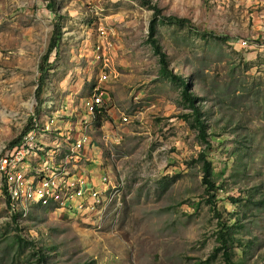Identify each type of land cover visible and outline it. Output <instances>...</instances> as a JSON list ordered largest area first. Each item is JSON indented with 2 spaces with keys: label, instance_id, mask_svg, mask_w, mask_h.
Segmentation results:
<instances>
[{
  "label": "rangeland",
  "instance_id": "obj_1",
  "mask_svg": "<svg viewBox=\"0 0 264 264\" xmlns=\"http://www.w3.org/2000/svg\"><path fill=\"white\" fill-rule=\"evenodd\" d=\"M47 1L0 0V155L37 106L38 63L54 20ZM56 1L63 40L35 119L43 125L47 119L51 132L40 131L45 140L55 136L51 149L87 133L82 152L91 160L79 164L122 188L89 214L34 210L18 223L22 235L42 249L47 264H224L221 252L213 254L219 226L201 164L194 163L205 143L183 120L190 109L148 41L152 9L140 0ZM151 3L191 21L192 28L159 23L157 41L169 70L190 83L205 112L208 156L223 185L215 200L225 215L238 217L233 260L264 264V0ZM209 32L222 38L203 36ZM99 43L110 58L106 69ZM104 70L108 79L99 81ZM96 93L104 104L93 117L84 101ZM5 206L0 195V264H35L29 250L11 246L15 228Z\"/></svg>",
  "mask_w": 264,
  "mask_h": 264
},
{
  "label": "built area",
  "instance_id": "obj_2",
  "mask_svg": "<svg viewBox=\"0 0 264 264\" xmlns=\"http://www.w3.org/2000/svg\"><path fill=\"white\" fill-rule=\"evenodd\" d=\"M240 43L247 45L246 40ZM97 50L104 69L110 67V58L101 43ZM107 79L104 70L99 81ZM103 104L102 93H96L84 101V109L95 117L102 111ZM49 108H45V113ZM122 119L129 121L125 115ZM44 123L39 124L34 119L33 127L23 134L19 143L0 155V195L4 198L7 218L16 217L19 223L38 209L63 215L89 214L100 205L115 201L122 188L121 182L111 179L107 173L95 177L84 166L91 160L82 152L90 144V136L85 132L76 137L69 136L66 144H55L51 149L46 146L54 143L55 136L51 140L42 138L46 133L41 132L40 127L51 132L47 119ZM49 123H54V117L49 118ZM68 130L65 134L71 133L72 129ZM59 134L62 135V131ZM81 160H84L82 165L79 164Z\"/></svg>",
  "mask_w": 264,
  "mask_h": 264
},
{
  "label": "trees",
  "instance_id": "obj_3",
  "mask_svg": "<svg viewBox=\"0 0 264 264\" xmlns=\"http://www.w3.org/2000/svg\"><path fill=\"white\" fill-rule=\"evenodd\" d=\"M140 2L152 9L153 15L148 26V41L152 46L153 51L159 57L161 64L162 73L169 77L174 84L180 88L181 97L183 98L184 104L187 108L190 109V112L182 114L184 121L190 124V127L193 128L198 135V138L205 143V147L199 152L198 156L194 159V163L201 164L202 171V182L205 185V192L208 195L206 202L211 206V209L214 215L217 217V225L219 226L217 230V241L218 245L214 248V253H222L224 264H238L233 260L234 251L232 249L234 240H233V229L238 227V217L234 216V211H230L228 215H225L217 205L216 192L219 188H222L221 183H217L214 179V169L212 161L209 159L208 152L211 142L208 138L207 133V123L205 119V112L202 111L199 105V97L195 95L190 88V83L186 82L183 76L175 75L172 70H169V62L167 60V54L163 52L162 47L157 41L156 30L159 23L176 25L178 27H191V21L184 17H179L176 15H165L161 7L157 4H152L151 0H140ZM46 7L54 14L53 20V30L49 39V43L46 51L41 56L38 63V79H37V88L35 89V96L37 99V106L33 115H30L28 123L24 128V131L16 139L9 143L8 149L17 145L22 138L23 134L29 131L34 125V119L40 116L42 111V104L44 102L43 94L46 87V78L49 72L54 68V60H51L53 54L57 57L60 54V46L63 40V22L62 19L64 15L59 10V5L56 0H49L46 3ZM193 26V24H192ZM203 36H213V33H204ZM226 40V38L223 37ZM232 202H238L240 199L238 197H229ZM260 200L259 202H261ZM258 202V203H259ZM263 202V201H262ZM9 223L14 224L15 235L13 236V245H16L17 251L29 250L30 255L35 256V264H47V256L42 251L41 248H37L36 244L33 241H28L21 233L22 229L19 227V224L16 220V217H13ZM23 255V254H22Z\"/></svg>",
  "mask_w": 264,
  "mask_h": 264
}]
</instances>
